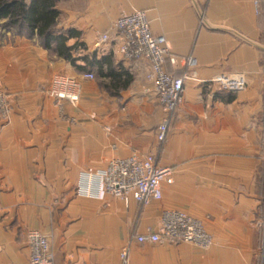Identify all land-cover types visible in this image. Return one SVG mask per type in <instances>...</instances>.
I'll list each match as a JSON object with an SVG mask.
<instances>
[{"label": "crops", "instance_id": "crops-1", "mask_svg": "<svg viewBox=\"0 0 264 264\" xmlns=\"http://www.w3.org/2000/svg\"><path fill=\"white\" fill-rule=\"evenodd\" d=\"M55 33L74 47V65L25 30L0 21V89L8 116L0 115V264H29L26 234L48 236L54 264H257L264 225V0H56ZM146 12L153 35L163 36L189 68L182 102L167 138L158 144L164 117L148 62H127L115 45L93 47L115 20ZM203 22L200 23V15ZM85 73L93 79H83ZM240 74L245 88L218 93L208 81ZM56 75L77 78V105L48 93ZM153 154L173 170L159 201L125 205L105 195L82 194L80 179L110 157ZM95 192V191H93ZM164 210L202 222L212 243H138L155 232Z\"/></svg>", "mask_w": 264, "mask_h": 264}, {"label": "built area", "instance_id": "built-area-1", "mask_svg": "<svg viewBox=\"0 0 264 264\" xmlns=\"http://www.w3.org/2000/svg\"><path fill=\"white\" fill-rule=\"evenodd\" d=\"M203 14L200 15V23ZM115 45L124 61L136 62L145 60L149 69L146 79L152 86L158 105L164 117L157 125L156 140L165 142L172 116L182 102L186 73L174 76L165 70V63L172 66L179 63L185 68L192 67L191 56L173 55L163 36L153 35L145 11L133 10L119 16L113 23L111 32L96 35L93 47L99 49L104 45ZM83 79H93L85 73ZM218 93H237L246 86V79L240 74L222 73L208 81ZM49 95L56 103H67L75 106L81 94L80 81L65 75H56L48 87ZM8 105L5 93L0 89V115L8 116ZM173 183V170L160 166L153 154L132 152L128 157L112 156L105 161L102 169L88 171L80 179L78 190L91 196L105 195L121 200L125 205L134 201L142 206L159 201L162 197V184ZM95 191V192H93ZM29 248V264H54V253L49 238L38 231L31 230L26 234ZM138 243L165 242L169 244L186 243L200 250H206L212 243L211 236L205 231L202 222L179 210H164L160 216L158 229L155 232L135 237ZM120 264H128V250L119 254Z\"/></svg>", "mask_w": 264, "mask_h": 264}, {"label": "trees", "instance_id": "trees-1", "mask_svg": "<svg viewBox=\"0 0 264 264\" xmlns=\"http://www.w3.org/2000/svg\"><path fill=\"white\" fill-rule=\"evenodd\" d=\"M59 12L56 0H0V21L2 27L16 32L34 33L42 45L74 65L71 57L74 47H67L66 41L77 33L65 35L55 33Z\"/></svg>", "mask_w": 264, "mask_h": 264}, {"label": "rangeland", "instance_id": "rangeland-1", "mask_svg": "<svg viewBox=\"0 0 264 264\" xmlns=\"http://www.w3.org/2000/svg\"><path fill=\"white\" fill-rule=\"evenodd\" d=\"M263 168H264V136H263ZM261 215H262L263 225H264V205H263V208H262ZM262 236H263L262 237L263 241H262V246H261V248L259 250V253H258L257 264H264V233H263Z\"/></svg>", "mask_w": 264, "mask_h": 264}]
</instances>
